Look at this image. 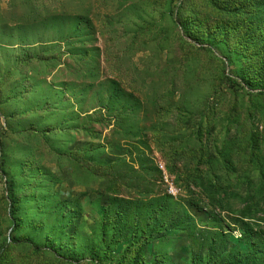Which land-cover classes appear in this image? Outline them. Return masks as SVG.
I'll return each instance as SVG.
<instances>
[{"label": "rangeland", "instance_id": "rangeland-1", "mask_svg": "<svg viewBox=\"0 0 264 264\" xmlns=\"http://www.w3.org/2000/svg\"><path fill=\"white\" fill-rule=\"evenodd\" d=\"M0 264H264V0H0Z\"/></svg>", "mask_w": 264, "mask_h": 264}, {"label": "trees", "instance_id": "trees-1", "mask_svg": "<svg viewBox=\"0 0 264 264\" xmlns=\"http://www.w3.org/2000/svg\"><path fill=\"white\" fill-rule=\"evenodd\" d=\"M225 82L227 86L232 90H238L240 88H244V86L241 83H239L236 79H233L232 76H227L225 78Z\"/></svg>", "mask_w": 264, "mask_h": 264}]
</instances>
